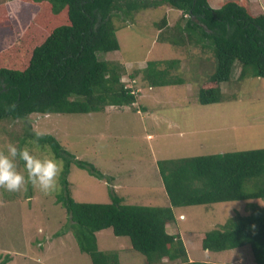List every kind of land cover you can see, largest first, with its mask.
Segmentation results:
<instances>
[{"label":"trees","instance_id":"trees-1","mask_svg":"<svg viewBox=\"0 0 264 264\" xmlns=\"http://www.w3.org/2000/svg\"><path fill=\"white\" fill-rule=\"evenodd\" d=\"M244 2L227 0L216 8L210 0H4L0 2V122L26 119L33 113H91L133 105L137 95L122 79L125 66L103 53L120 49L118 22H133L138 12L164 6L178 9L181 17L174 25L166 16L155 23L161 40L211 50L215 70L199 89L198 100L219 102L223 94L213 84L228 82L237 65L241 80L264 77V13L253 14ZM179 61L149 60L128 76L132 80L142 73L152 87L178 84L182 78L171 71ZM9 105H15L14 110H7ZM28 137L64 160L63 190L57 202L66 209L68 229L93 264H121L118 253L98 247L97 232L106 228L128 236L150 264H160L164 258L179 264H223L190 260L181 235L169 231L176 220L173 207L264 199V148H255L159 160L168 206L124 203L110 186L111 202H79L69 189L72 163L109 183L113 177L76 158L51 133L38 141L35 133ZM243 246L251 248L256 264H264L263 207L230 216L202 239V247L211 251ZM9 259L10 255L0 254V264Z\"/></svg>","mask_w":264,"mask_h":264},{"label":"rangeland","instance_id":"rangeland-1","mask_svg":"<svg viewBox=\"0 0 264 264\" xmlns=\"http://www.w3.org/2000/svg\"><path fill=\"white\" fill-rule=\"evenodd\" d=\"M226 1L210 3L217 8ZM244 3L253 14L264 13V0ZM164 16L174 25L181 12L169 6L151 8L138 12L133 22H118L120 49L103 53L105 58L125 66L127 74L122 79L137 95L133 105L108 106L91 113H33L26 119L4 120L0 122V150L8 142L27 147L38 158L61 162L64 171L63 159L28 137L35 132L51 133L76 158L94 163L113 177L109 183L72 163L68 180L75 200L111 202L110 186L124 203L168 206L170 200L159 173V160L264 148V77L241 80L237 65L228 82L213 84L220 87L223 100L201 104L198 91L215 70L214 56L211 50L162 41L155 23ZM161 59L180 60L178 68L171 72L182 82L152 87L142 73L130 80L128 74L137 67ZM17 167L26 175L22 161H17ZM63 171L58 190L48 195L30 184L20 192L0 188V254L10 255L7 264H93L68 229L71 222L66 209L57 202L63 190ZM254 206L264 208V199L173 207L176 220L169 231L181 235L193 260L256 264L249 246L222 251L202 247L207 231L237 213L250 214ZM66 229V233L57 234ZM97 240L100 250L118 253L121 264H150L144 254L132 247L128 236H117L112 228L98 231ZM160 264L176 262L165 258Z\"/></svg>","mask_w":264,"mask_h":264},{"label":"clouds","instance_id":"clouds-1","mask_svg":"<svg viewBox=\"0 0 264 264\" xmlns=\"http://www.w3.org/2000/svg\"><path fill=\"white\" fill-rule=\"evenodd\" d=\"M15 105L7 106L14 110ZM44 133L35 132L36 140ZM17 161H22L26 175L17 167ZM63 171L62 163L54 158H38L30 153L27 147L19 148L8 142L0 150V188L7 192L26 190L30 184L43 194L48 195L58 190V178Z\"/></svg>","mask_w":264,"mask_h":264},{"label":"crops","instance_id":"crops-1","mask_svg":"<svg viewBox=\"0 0 264 264\" xmlns=\"http://www.w3.org/2000/svg\"><path fill=\"white\" fill-rule=\"evenodd\" d=\"M185 245H186V244H185ZM189 258H190V257H189ZM164 259H165V258H164ZM190 260H193V259L190 258ZM176 264H179V263L176 262Z\"/></svg>","mask_w":264,"mask_h":264}]
</instances>
